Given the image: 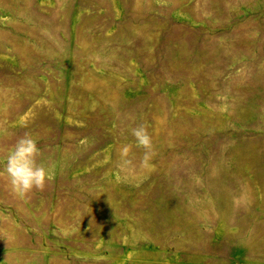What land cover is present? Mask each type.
<instances>
[{"label": "rangeland", "instance_id": "obj_1", "mask_svg": "<svg viewBox=\"0 0 264 264\" xmlns=\"http://www.w3.org/2000/svg\"><path fill=\"white\" fill-rule=\"evenodd\" d=\"M26 132L0 264H264V0H0V172Z\"/></svg>", "mask_w": 264, "mask_h": 264}, {"label": "clouds", "instance_id": "obj_2", "mask_svg": "<svg viewBox=\"0 0 264 264\" xmlns=\"http://www.w3.org/2000/svg\"><path fill=\"white\" fill-rule=\"evenodd\" d=\"M130 134L134 138L135 146L144 150L140 167L152 168L150 161L156 153L147 128L143 124L132 127ZM131 150V144H123L118 149V162L122 169L130 170L135 167L130 156ZM41 155L37 140L28 132L17 139L8 150L0 175L6 176L11 191L17 196L24 197L33 189L43 190L45 181L50 179L47 168L38 162Z\"/></svg>", "mask_w": 264, "mask_h": 264}]
</instances>
